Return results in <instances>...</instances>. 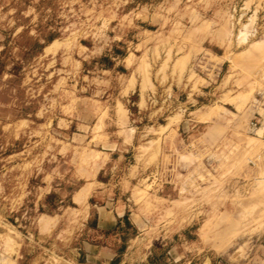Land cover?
Returning a JSON list of instances; mask_svg holds the SVG:
<instances>
[{
	"label": "rangeland",
	"instance_id": "1",
	"mask_svg": "<svg viewBox=\"0 0 264 264\" xmlns=\"http://www.w3.org/2000/svg\"><path fill=\"white\" fill-rule=\"evenodd\" d=\"M0 264H264V0H0Z\"/></svg>",
	"mask_w": 264,
	"mask_h": 264
},
{
	"label": "crops",
	"instance_id": "2",
	"mask_svg": "<svg viewBox=\"0 0 264 264\" xmlns=\"http://www.w3.org/2000/svg\"><path fill=\"white\" fill-rule=\"evenodd\" d=\"M131 192L133 191V189H129ZM118 217H120V215H117ZM118 223L120 224V221H118ZM113 225V222L111 223ZM115 224V223H114ZM119 227V225H118ZM120 228V227H119Z\"/></svg>",
	"mask_w": 264,
	"mask_h": 264
}]
</instances>
